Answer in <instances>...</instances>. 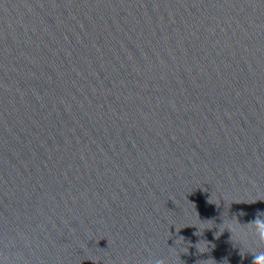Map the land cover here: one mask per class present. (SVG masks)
I'll return each mask as SVG.
<instances>
[{"label": "water", "instance_id": "water-1", "mask_svg": "<svg viewBox=\"0 0 264 264\" xmlns=\"http://www.w3.org/2000/svg\"><path fill=\"white\" fill-rule=\"evenodd\" d=\"M257 218L264 0H0V264H254Z\"/></svg>", "mask_w": 264, "mask_h": 264}, {"label": "clouds", "instance_id": "clouds-1", "mask_svg": "<svg viewBox=\"0 0 264 264\" xmlns=\"http://www.w3.org/2000/svg\"><path fill=\"white\" fill-rule=\"evenodd\" d=\"M225 224L221 226V229L224 228ZM257 236L264 240V221L257 218L253 224ZM220 229V230H221ZM254 264H264V253H259L253 256ZM155 264H164L162 260H156Z\"/></svg>", "mask_w": 264, "mask_h": 264}]
</instances>
